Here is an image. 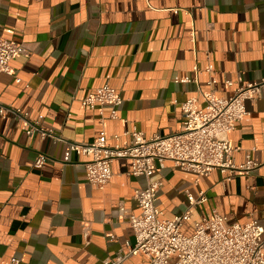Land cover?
Masks as SVG:
<instances>
[{
    "label": "crops",
    "instance_id": "1",
    "mask_svg": "<svg viewBox=\"0 0 264 264\" xmlns=\"http://www.w3.org/2000/svg\"><path fill=\"white\" fill-rule=\"evenodd\" d=\"M0 36L28 48L11 61L16 75L0 74V102L62 138L30 137L11 113L0 114V263L105 264L127 254L135 235L121 207L140 213L133 196L146 177L117 159L110 183L98 189L87 180L88 157L70 142H92L102 129L122 135L121 143L133 129L146 137L181 130V103L208 89L210 63L217 96L264 78V0H0ZM196 65L197 83L176 81L193 78ZM105 84L123 98L117 119L108 106L82 104ZM246 107L228 138L236 162L250 154L260 166L225 181L217 169L199 175L156 162L151 178L161 183L163 218L188 208L187 191L203 190L208 200L191 208L194 219L216 210L226 224L264 226V96ZM41 152L48 160L36 168ZM182 229L193 234L192 221ZM120 264L148 261L129 255Z\"/></svg>",
    "mask_w": 264,
    "mask_h": 264
},
{
    "label": "built area",
    "instance_id": "2",
    "mask_svg": "<svg viewBox=\"0 0 264 264\" xmlns=\"http://www.w3.org/2000/svg\"><path fill=\"white\" fill-rule=\"evenodd\" d=\"M27 53L28 48L23 43L0 36V74L16 75L11 61ZM206 53L210 59L212 52L208 50ZM194 72L193 78L176 77V81L197 83L202 71L196 65ZM206 72L210 74L208 89L200 90L199 96L189 97L181 103V130L146 137L142 131L133 129L123 133L128 141L121 143L122 135L109 136L102 129L92 142H70L74 151L88 157L85 162L87 180L98 189L103 190L110 183L113 177L111 165L117 159H129L131 174L147 179L145 187L134 191L133 197L140 213L121 207L134 230L135 243L127 254L108 258L105 264H120L129 255L144 256L148 264H264V226L256 220L226 224L227 217L216 210L200 219L193 218L191 208L208 200L206 191L201 190L197 194L187 191L188 208L173 218H163V211L157 204L161 183L151 178L156 162L171 160L176 167L199 175L217 169L226 174L225 181L238 173L250 174L260 166L250 154L244 162H236L234 153L237 148L230 142L228 134L248 114L246 100L254 101L264 96V78L243 83L233 95L225 97L216 95L217 79L212 63ZM17 80L21 79L17 77ZM228 84L233 83L228 81ZM82 104L91 109L108 106L109 117L117 119L123 98L115 87L105 84L89 92L82 99ZM8 113L20 121L22 129L30 137L40 135L62 140L52 129L32 119L21 108L0 102V114ZM47 160V155L41 152L36 156L34 166L42 168ZM187 221L193 223V234L183 232ZM19 263L20 259L12 257L0 264Z\"/></svg>",
    "mask_w": 264,
    "mask_h": 264
}]
</instances>
